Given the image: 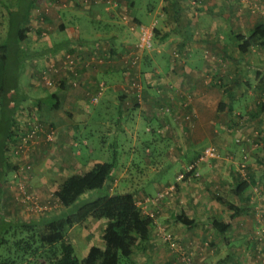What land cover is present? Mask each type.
<instances>
[{
  "label": "crops",
  "instance_id": "0c3cea01",
  "mask_svg": "<svg viewBox=\"0 0 264 264\" xmlns=\"http://www.w3.org/2000/svg\"><path fill=\"white\" fill-rule=\"evenodd\" d=\"M10 1L0 0V8L3 9L0 24L4 25V31L7 18L14 20L13 17H16L9 43V64L14 65L16 72L11 76L10 85L17 81L20 66L26 73L25 86L29 90L27 103L31 112L25 118L37 119L41 125L34 135L36 139L28 142L29 156L37 159L36 167L41 169L36 171L34 177L38 178L35 179L40 184L45 182L50 185L55 180L51 190L67 174L84 173L94 164L106 161L92 156L93 144H89L87 139L84 138L82 142L79 139L78 143L75 141L70 145L75 158L70 162H75V166L68 170L70 157H65V153L68 152L70 137L73 138L74 134L81 137L83 124L94 113L104 121L115 119L118 128H114L129 137V148L133 146L132 142L140 141L147 151L149 144H154L159 150L166 148L167 152L178 153L177 156L172 154L169 160L175 164L170 166L175 168L179 165L180 169L190 153L194 150L200 152L203 144L196 145L202 138L211 139L219 131L211 114L220 109L223 102L232 103L241 97L237 91H229L232 87H226L220 80L231 79L237 83V78H242L248 70L244 69L248 64H245L243 52L236 47L234 30L241 29L242 23L250 16L257 19L251 13L258 6L255 0H203L204 8L192 10L195 16L191 15L185 3L181 9H177L180 0L167 1L166 4L164 0H158L156 7L161 10L159 23L155 26L162 28L159 35L166 38L161 43L156 42V46L146 53L134 49L137 28L130 26L143 22L130 13L133 0H27L24 6L14 5ZM167 7L177 9L178 18L173 16L171 20ZM20 8L24 9L22 13ZM164 16L170 19L171 29L178 27L177 34L161 25ZM204 19L207 20L205 24ZM208 25L211 33L204 31ZM18 28H22L21 38L18 37ZM1 36L2 40L6 37L3 31ZM172 51H177L178 55L172 54ZM133 55H136L135 61H132ZM2 60L1 57L0 69L4 66ZM24 64L26 66H21ZM150 70L153 72L150 73ZM131 73L137 74L140 81L136 80L138 88L130 80ZM43 76H47L49 83L44 82ZM212 77L217 81H212ZM30 88L38 94L31 95ZM40 90L44 93H39ZM92 97H95L94 101ZM52 100H56L57 107H52ZM182 104H187L186 108ZM18 105L3 110L4 114L11 115L9 129L12 131L17 128V121L13 119L19 116ZM141 124L148 134L137 140ZM24 125L29 126L27 123ZM109 125L104 127L111 128ZM153 128L157 137H168V140L163 142L154 137ZM48 132L51 139L47 138ZM181 135L187 137L180 140ZM217 138L219 141L220 136ZM45 150L49 155L38 160ZM184 154L186 158L181 160ZM128 160L123 164H129ZM121 165L118 164V167ZM116 168L115 164L107 180L108 193L113 190L110 184L118 183L114 174L120 172ZM157 180L155 177H145L144 184L147 188L150 183H162V180ZM126 190L133 192L135 201L137 197L144 196L142 190L137 188L120 191ZM167 203L161 204L159 211L154 209V205H150L152 209L146 206V210L143 209L144 205H138L143 213L152 217L147 244L151 246L155 229L160 231L163 223L171 221L174 233L178 232L177 243L189 248V240L194 239L191 237L194 233L176 222L173 215L183 211L190 217V211L183 205L168 210L170 207H167ZM58 205L60 210L63 209ZM182 228L188 233L180 234ZM151 263L178 264L169 257Z\"/></svg>",
  "mask_w": 264,
  "mask_h": 264
},
{
  "label": "rangeland",
  "instance_id": "374dc122",
  "mask_svg": "<svg viewBox=\"0 0 264 264\" xmlns=\"http://www.w3.org/2000/svg\"><path fill=\"white\" fill-rule=\"evenodd\" d=\"M39 1L43 2V0ZM157 1L133 0V4L130 7L131 15L146 25L152 23L151 48L156 46V42L161 43L166 38L159 35V31L162 28L155 26L159 23L158 14L161 10V8L156 7ZM164 1L166 4L167 1L173 0ZM180 1V6H177V9H181L184 3L189 7L188 10H191V12L192 10L198 11L199 8H204L203 0ZM10 2L17 6L27 4V0H12ZM255 2L258 6L251 13L255 14L257 19H253V16H250L249 20H245L242 23L240 31L234 30L235 33L241 32L246 36L255 22L264 21V8L262 5L264 3L262 0H255ZM167 8L168 16H171V20H173V16L178 18L179 11L175 12L177 9ZM164 9L166 10V6ZM23 10V8H20V13ZM0 12V16H2V8H0ZM194 12H192V16H195ZM168 16L163 17L161 25L168 30L170 29L171 33L177 34L178 27L171 29V21ZM13 18L14 20L7 18L8 23H6L5 31L4 25L0 24V60L2 57V62L5 64L3 70L1 71L0 69V102L5 99V104L3 105H6L8 108L19 104L18 111H20L19 116L16 115L17 119H13V121H17V128L14 131L9 129L10 133L2 145V156L0 155V212L2 218L10 223V225L21 221L39 222L43 218L57 214L60 210L52 194L53 190H51L55 180L52 181V184L47 185L45 182L38 183L35 179L37 177H34L36 171L41 169L36 167L37 159L29 156L28 142L34 141L37 136L27 139L25 138V133L33 123L37 127H41V125L37 119L25 118L27 113L31 112L27 103L29 90L25 86L26 73L18 66L20 71L18 72V79L15 84L11 86V81L5 80L16 72V70H13L14 65L9 64L11 62L9 58L10 50L9 48L7 49V43H11V40H7L9 38L7 31L12 32L16 17ZM203 22L205 24L207 20L204 19ZM2 31L4 32V36H7L6 38L4 37V41L1 39ZM204 31L208 33L212 32L209 25L204 28ZM171 53L178 55L177 51H172ZM243 54L244 60H246L245 64H248L244 68L248 69L244 72L246 74L242 78L239 76L237 83L231 79L220 80L226 87H232L229 91L233 89L241 97L232 101V103L223 102L222 107L211 114L215 127L219 131L214 133L211 139L209 137L202 138L196 146L201 144H203V147L206 146L205 144L214 146L216 157L202 163L199 167V174L196 177H184L183 180L181 179L182 183H179L181 180L179 182L175 181L177 172L182 168L179 169V165L173 168L172 166L175 164L171 163L170 160L172 154L177 156L178 153L167 152L166 148L165 150H159L158 146L154 144H149V150L147 151L140 141L136 143L132 142L133 146L129 148V137L123 134L120 129L114 128L117 127V121L115 119L104 121L96 113L92 114L86 123L83 124L84 133L81 137L74 134L73 138L70 137V141H67L69 147H67L68 152L65 153V157H67L66 155L70 157L68 170L75 166V162H70L75 160L70 145L75 141L78 143L79 139L82 142L85 138L89 144H93L92 156L100 161H115L117 165L116 171L120 173L114 174L118 183L115 185L110 184V188L113 189L112 191L135 188L142 190L144 196L141 198L137 197L135 202L139 206L144 205L143 209L146 206L150 209V205H154V209L156 208L159 211L161 204L165 205L167 202V207H170L168 210L171 207L178 209L179 205L187 206L190 211V217L194 220V225L188 227L191 233H194L191 235L194 239L189 240V248H183L181 244H177L179 250H183L184 252L190 251L193 261L197 264H264V42L259 43L257 41L250 44ZM165 59L166 57L162 62ZM258 67L260 69L256 72ZM229 71H232V69H229ZM151 72L153 70H150ZM154 72L155 74L158 73ZM211 79L212 81H217L214 77ZM130 80L136 82L138 80L137 74L131 73ZM217 84L219 85V81ZM30 92L31 95L38 94L32 88H30ZM39 93L43 94L44 92L40 90ZM242 93H245V95ZM182 105L185 108L187 106V104ZM160 108L163 107L161 106ZM5 115L4 119H2L3 116L0 117V143L5 131L4 125L8 122L10 114L5 113ZM107 117L110 118L108 115ZM24 123L29 124V126H25ZM108 124H111L109 125L111 128L106 129L104 126H108ZM153 129L152 134L154 137H157V132L155 128ZM37 131L34 135L37 134ZM145 133L148 134L141 124L140 129H138L137 140L143 137ZM216 134L217 136L214 137ZM219 136L220 140L218 141L217 137ZM182 137L187 136L181 135L180 140H182ZM157 139L164 142L168 140V137L160 136ZM76 147L77 144L74 148ZM46 150L43 154L40 153L38 160H42L46 155H49ZM196 153V150L190 154L187 153L189 156L185 160L187 162L190 161L195 157ZM185 155L181 157V160L186 158ZM127 160L129 164H123ZM118 164L122 165L118 167ZM145 177H155L162 180V183H150L146 188L144 184ZM239 179L247 180L248 186L240 194H235L232 189ZM172 183L173 188L169 190V193L163 196L158 195L160 191ZM212 193L222 195L234 203L242 204L243 209L241 213L229 219V211L223 204L213 198ZM76 202L72 203L70 207L74 208ZM66 212H68V209L63 208L59 214ZM212 217H220L225 221H230V227L225 233L227 237L226 241L211 231L208 224ZM103 223V219L87 217L81 222L73 224L74 226L71 225L67 228L65 237L72 243L76 255L81 256L84 248L89 244H101L100 232ZM163 224L161 225L163 229H168L177 238L178 232L174 233L173 222L171 223L170 221L168 224ZM11 228L6 231L5 236L8 239L12 238V234L19 236L27 233L26 231H18L19 227H15L16 230L12 232ZM34 228L37 227L34 226ZM182 230L179 232L180 234L188 233V230L185 231L183 228ZM150 243V247L147 242L145 244L144 242L135 244L130 258L134 259L138 264H149L169 257L177 261L178 264H182L179 252L171 249L162 240L159 230L155 229L153 231ZM27 259L32 258L31 256H27ZM120 264H123L122 259H120Z\"/></svg>",
  "mask_w": 264,
  "mask_h": 264
},
{
  "label": "trees",
  "instance_id": "16d2710c",
  "mask_svg": "<svg viewBox=\"0 0 264 264\" xmlns=\"http://www.w3.org/2000/svg\"><path fill=\"white\" fill-rule=\"evenodd\" d=\"M17 31H19L18 37L21 38L22 28H18ZM11 33L7 31L9 37L7 40L11 39ZM235 38L236 47L241 52L246 51L252 43L257 41L263 43L264 21L255 22L246 36L241 32L235 33ZM8 48L10 49V44L7 46ZM5 80L11 81V76ZM4 101L5 99L0 102V111H2L0 117L3 116L2 119L6 116L4 111L8 110V107L3 105ZM51 105L57 107L58 103L56 100H52ZM11 123L12 121L8 119L4 125L5 131L0 143L1 156L2 145L10 133L9 125ZM114 167L115 161H102L94 164L84 173H69L59 181L52 194L63 208L68 209V212L64 214H59L61 209L57 214L43 218L39 222L21 221L10 225L2 218L0 212V248L2 247L0 264H120V259L123 264H138L130 258L132 248L138 242H148L152 217L141 211L135 202L132 191L115 190L108 193L107 180ZM247 186V180L239 179L232 190L235 194H240ZM212 196L229 211V219L241 213L243 209L241 204L234 203L217 193H212ZM74 202L77 204L75 203L74 208H71L70 206ZM173 216L176 222L186 227L194 225V220L183 211L176 212ZM87 217L104 220L100 232L101 244H89L84 254L78 256L75 254L72 243L66 239L65 232L71 225L79 223ZM208 225L215 235L226 241L225 233L230 227L229 220L212 217ZM10 227H12V232L16 230L15 227H19L18 231L27 233L19 236L12 234V238L8 239L5 235ZM27 256H31L32 259H27Z\"/></svg>",
  "mask_w": 264,
  "mask_h": 264
},
{
  "label": "built area",
  "instance_id": "2783aa9c",
  "mask_svg": "<svg viewBox=\"0 0 264 264\" xmlns=\"http://www.w3.org/2000/svg\"><path fill=\"white\" fill-rule=\"evenodd\" d=\"M109 1L111 0H106V2ZM130 27L137 28L136 40L134 42L135 51L142 52L144 50H149L152 46V23H150L149 25L143 23H137V24L132 23ZM132 57H133L132 61H135L136 55H133ZM43 78L45 83H49V79L47 78V76L46 77L43 76ZM133 83L134 86L138 88L137 82H133ZM91 100L94 101L95 97H92ZM39 128L40 127H37V125L33 123L32 126L29 128V130L25 133V138L27 139L32 138L35 132ZM46 134H47V138L50 139L51 133L48 132ZM215 157H216V149L214 148V146L212 145L204 146L194 159L186 162L185 165L182 167V169L177 172L175 176V181L179 182L184 177H188V178L196 177L199 174L198 171L200 165ZM172 188H173V183L167 185V187L164 190L160 191L158 195L163 196L164 194L169 193V190H171ZM160 235L162 240H164L171 249L177 250V252H179V258L182 264H197L193 261L190 251L184 252L183 250H179L177 240L171 231H169L168 229L161 228Z\"/></svg>",
  "mask_w": 264,
  "mask_h": 264
}]
</instances>
